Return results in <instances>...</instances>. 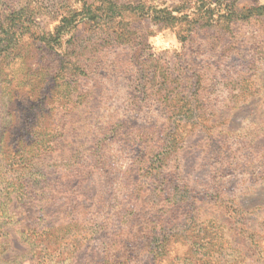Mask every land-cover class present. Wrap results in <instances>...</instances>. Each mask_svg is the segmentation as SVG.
Here are the masks:
<instances>
[{"label":"rangeland","instance_id":"rangeland-1","mask_svg":"<svg viewBox=\"0 0 264 264\" xmlns=\"http://www.w3.org/2000/svg\"><path fill=\"white\" fill-rule=\"evenodd\" d=\"M109 3L119 17L108 24L103 19L88 21L76 16L89 6L98 9L99 16L105 15ZM221 3V9L232 7L244 20L233 27L223 21L198 24L200 9H214ZM182 7L189 8L188 13H181L186 18L168 22L169 15L179 17L176 10ZM23 8L30 17V30L21 36L22 47L5 55L1 65L6 88L0 93V114L6 115L21 103L15 114H37L46 107L48 112H40L59 121L73 105L90 99L83 103L91 117L87 127L92 133L111 129L106 134L115 135H107L101 144L106 148L104 167L101 173L92 174L103 182L97 181L92 194L112 206L135 203L140 208L137 215H156L163 225L166 220L172 225L183 218L189 226L182 238L185 256L189 251L194 257L202 253L211 263L264 264V0H0V17L10 16V11L16 15ZM57 27L64 31L56 38ZM184 71L191 74L184 75ZM194 86L199 100L195 119L188 114L184 122L175 124V118H183L179 119L182 105L189 103ZM14 124L12 129L22 130L18 139L22 158L28 156L27 143L20 141L26 133L31 132L29 141L34 148L47 144L38 123ZM143 127L152 128L151 147L165 139L174 141L171 153L160 155L154 163L137 155L139 142L132 141L130 131L137 137ZM209 135L216 137L217 148L211 147ZM78 157L76 163H84L86 155ZM121 160L131 163L121 167ZM156 167L161 176L146 183L144 179ZM214 185L219 187V198L240 205L243 223L229 209L218 208L220 201L215 202L214 195L188 214L179 211L178 207L191 202L193 191L201 193ZM157 202L170 206L159 212L154 208ZM227 214L241 228L234 231L228 222L220 229L211 226L216 223L213 220L223 222L218 215ZM112 218L97 223L104 238L87 241L90 251L101 254L108 247L102 244L108 241L106 233L120 223ZM144 222L143 233L125 224L119 235L142 241L149 228ZM221 231L231 242L223 262L224 256L213 250V245L226 243ZM196 238L203 240L200 246L190 247ZM11 247L16 252L25 250L20 243ZM134 256V264H148L141 253L139 261L135 252ZM173 262L164 260V264Z\"/></svg>","mask_w":264,"mask_h":264},{"label":"trees","instance_id":"trees-1","mask_svg":"<svg viewBox=\"0 0 264 264\" xmlns=\"http://www.w3.org/2000/svg\"><path fill=\"white\" fill-rule=\"evenodd\" d=\"M202 4L204 6V2ZM214 4L216 5V2ZM107 5H109V9L105 15L99 16L96 11L98 9L91 10V6H89L86 11H84L85 9L80 10L76 16L88 19V21L103 19L104 24H108L119 16L113 10L115 6L112 3ZM221 6L222 3L217 4L214 9L207 8L202 11L200 9V12L198 11L200 13L197 19L198 24L212 23L216 25L223 21L224 24H230L233 27V23L243 19L236 16L237 12L232 7L225 9V5L223 10ZM188 10V7L176 10L179 17L169 15L168 22L179 21L181 17L186 18V15H181V13H188ZM9 15H1L0 17V43L6 44H4L6 47H0V69L6 59L5 55L13 54L16 51V46L22 47L21 36L26 33L27 29L30 30V17L26 8H23L16 15H14V11H10ZM171 24L166 23L167 26H173ZM63 31L64 29L57 27L56 38L62 35ZM185 74L190 75L191 73L184 71ZM5 88L6 83L0 73V93ZM195 93H197L196 86L193 87V91L189 95V103L182 105L183 109L181 108L180 112H183V115L179 119L183 118L181 120L175 118L174 120L177 122L175 124L184 122L186 118L184 116L188 114L191 116L190 119L193 117L195 119L199 103ZM86 100L90 99H85L83 102L73 105L72 109L62 113L59 121H54L47 113L40 112H48L46 107L37 114H18V112L15 114L14 109L17 108L19 111L21 103H17L16 106L14 104L13 107L10 105L13 110H9L6 115L0 114V150L4 149L5 151L3 155L0 152V264H15L21 256L28 252L35 254L36 264H108V261H111V264H124V262L134 264V252L137 261L141 259L139 256L141 253L148 264H164V260L167 259L169 261L172 259L173 264H194V260L200 261V263L195 264H218L206 261L204 255L201 256L202 253L199 257H194L189 251L186 256L185 253H182L183 248H185L182 241L184 238L183 231L189 228L182 217V222H176L172 225H169L168 220L164 221V225L169 226V229L168 227L165 229L160 217L155 215L146 218L137 215L140 208H137L135 203L125 204L124 207L112 206L108 200L101 199V196L97 197V194L91 193V191H95L98 185L97 181L103 182L99 175L95 180L92 174L101 173L104 167L101 165L105 159L106 148L101 144L107 135L111 138L115 135L106 134L111 129L100 128L103 133L90 131L86 124L88 116L91 118L90 113L84 111L85 105L83 104L86 103ZM16 122L21 124L26 122L38 123V130L46 137L47 144L34 148L35 144L32 145L29 141L31 132L26 133L20 141L24 144L27 143L25 153H28V156L22 158L18 152V139L22 130L19 127L12 129ZM8 123L10 126H7ZM50 128L58 129L46 133L45 130ZM143 130L137 137H134L135 133L130 131V134L133 135L132 141L139 142L137 155H142V158L147 157L150 163H154L160 155L171 153L174 141L165 139L160 146L151 147L149 144L152 128L143 127ZM164 136L168 138L169 135L165 132ZM209 139L212 141L211 147L217 148L216 137L209 135ZM145 144H148V148L145 147ZM83 154L86 155L83 160L84 163L79 165L76 163L79 160L78 156ZM156 176H161L159 167L154 168V172L144 180L146 183L151 182V179ZM173 178L175 177H170L171 180H174ZM207 178L209 179L208 176ZM200 180H204V177L202 176ZM218 193L219 187H215V185L214 188L207 186L206 191L201 193L193 191L191 202L178 207L179 211H186L188 214L189 209L193 210L196 204H204L206 197L212 198L214 195L216 197L215 202L220 201L218 208L229 209L232 212L229 214L233 215L237 222L243 223L240 205L236 202L234 204L228 198H219ZM225 196L227 195L225 194ZM168 206L170 205L167 203L157 202L154 208L163 212L164 208L168 209ZM32 214L35 215L32 216ZM112 214L114 216H111ZM123 216H125V220L122 221ZM228 216V214L218 215V218L223 222L213 220L216 223L211 226L220 229L223 224L228 222L234 231L241 228L242 224L235 225L233 219ZM109 217L118 218L120 223L116 228L111 225L106 233L108 241L102 243L108 247L101 254H96L89 250L87 241L104 238L100 225ZM223 217H227L228 221ZM142 219L145 221L144 226L149 227L145 230L142 241L136 238L124 239L123 236L119 235L122 225L125 224L138 228L143 233ZM162 219L164 220V217ZM198 233H203L202 229ZM212 235L216 234L212 233ZM237 235L239 234L237 233ZM208 236L210 235L207 234L206 238ZM221 236L226 243L213 245V250L218 252V255L224 256L221 258L223 262L227 259V255L225 256L224 253L227 252V247L231 246V242L227 241L226 235L224 237L222 231ZM194 240L196 243L190 242V247L197 248L203 241L201 238ZM212 241L215 242V237ZM14 242L24 245L25 250L16 252L11 247L12 244L15 245ZM172 252H175L174 255H170ZM215 260L218 261V259Z\"/></svg>","mask_w":264,"mask_h":264},{"label":"clouds","instance_id":"clouds-1","mask_svg":"<svg viewBox=\"0 0 264 264\" xmlns=\"http://www.w3.org/2000/svg\"><path fill=\"white\" fill-rule=\"evenodd\" d=\"M119 166L121 167H127L129 163H131V161L129 160H121L118 162ZM15 264H36V260H35V254L32 252H28L25 255L21 256L16 262Z\"/></svg>","mask_w":264,"mask_h":264}]
</instances>
